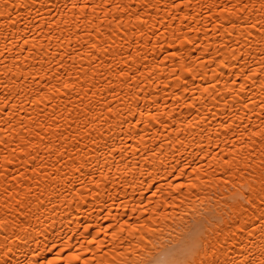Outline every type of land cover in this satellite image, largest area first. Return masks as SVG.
Wrapping results in <instances>:
<instances>
[{"label": "bare ground", "instance_id": "bare-ground-1", "mask_svg": "<svg viewBox=\"0 0 264 264\" xmlns=\"http://www.w3.org/2000/svg\"><path fill=\"white\" fill-rule=\"evenodd\" d=\"M264 0H0V264H264Z\"/></svg>", "mask_w": 264, "mask_h": 264}, {"label": "clouds", "instance_id": "clouds-1", "mask_svg": "<svg viewBox=\"0 0 264 264\" xmlns=\"http://www.w3.org/2000/svg\"><path fill=\"white\" fill-rule=\"evenodd\" d=\"M150 264H177L173 253H161L155 258H150Z\"/></svg>", "mask_w": 264, "mask_h": 264}, {"label": "snow or ice", "instance_id": "snow-or-ice-1", "mask_svg": "<svg viewBox=\"0 0 264 264\" xmlns=\"http://www.w3.org/2000/svg\"><path fill=\"white\" fill-rule=\"evenodd\" d=\"M261 192L264 193V173L261 174ZM262 198H264V196H262Z\"/></svg>", "mask_w": 264, "mask_h": 264}]
</instances>
